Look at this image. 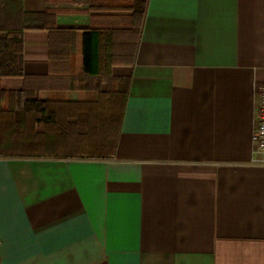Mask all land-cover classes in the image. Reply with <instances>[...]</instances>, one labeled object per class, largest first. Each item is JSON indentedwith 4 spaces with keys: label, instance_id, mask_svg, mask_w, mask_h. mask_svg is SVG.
I'll list each match as a JSON object with an SVG mask.
<instances>
[{
    "label": "crops",
    "instance_id": "obj_1",
    "mask_svg": "<svg viewBox=\"0 0 264 264\" xmlns=\"http://www.w3.org/2000/svg\"><path fill=\"white\" fill-rule=\"evenodd\" d=\"M136 1L23 0L54 26L0 88L123 117L113 157L0 152V264H264V0Z\"/></svg>",
    "mask_w": 264,
    "mask_h": 264
},
{
    "label": "trees",
    "instance_id": "obj_2",
    "mask_svg": "<svg viewBox=\"0 0 264 264\" xmlns=\"http://www.w3.org/2000/svg\"><path fill=\"white\" fill-rule=\"evenodd\" d=\"M140 2L143 14L146 0L136 1V13H139ZM54 18L53 10L42 13L24 11L23 0H0V79L24 75V29L52 28ZM6 100L8 105L3 106L1 103ZM28 112L34 114L28 117ZM99 114L96 113L94 121L88 111L80 118L61 119L38 97L0 88V152L21 144L35 147L38 151L32 154L41 156L113 157L123 112L105 119H98ZM20 153L31 154L29 151Z\"/></svg>",
    "mask_w": 264,
    "mask_h": 264
},
{
    "label": "built area",
    "instance_id": "obj_3",
    "mask_svg": "<svg viewBox=\"0 0 264 264\" xmlns=\"http://www.w3.org/2000/svg\"><path fill=\"white\" fill-rule=\"evenodd\" d=\"M254 150L259 155L256 159L264 163V82L259 86L256 99V125L253 133Z\"/></svg>",
    "mask_w": 264,
    "mask_h": 264
},
{
    "label": "rangeland",
    "instance_id": "obj_4",
    "mask_svg": "<svg viewBox=\"0 0 264 264\" xmlns=\"http://www.w3.org/2000/svg\"><path fill=\"white\" fill-rule=\"evenodd\" d=\"M7 148H9V150H7ZM6 150L7 152H15V153H20V152H24V151H29L31 153H35L38 151V149H36L35 147H31L29 145L25 146V145H18V146H14V147H7ZM67 150H65L66 152ZM81 151H83V149H81Z\"/></svg>",
    "mask_w": 264,
    "mask_h": 264
}]
</instances>
